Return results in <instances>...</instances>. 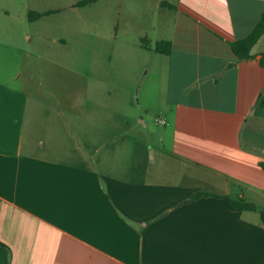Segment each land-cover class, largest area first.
<instances>
[{"label": "crops", "instance_id": "crops-1", "mask_svg": "<svg viewBox=\"0 0 264 264\" xmlns=\"http://www.w3.org/2000/svg\"><path fill=\"white\" fill-rule=\"evenodd\" d=\"M158 2V41L171 50L154 52L150 89L165 115L160 158L177 164L167 171L152 170L149 153L119 175L89 166L86 154L38 153L34 107L17 84L29 52L1 44L16 61L0 66V264H264V35L249 61L231 50L264 0ZM144 43L113 55L144 59ZM74 114L85 135H99ZM222 196L256 210L232 211Z\"/></svg>", "mask_w": 264, "mask_h": 264}, {"label": "rangeland", "instance_id": "rangeland-1", "mask_svg": "<svg viewBox=\"0 0 264 264\" xmlns=\"http://www.w3.org/2000/svg\"><path fill=\"white\" fill-rule=\"evenodd\" d=\"M82 1L0 0V46L15 44L29 52L27 59L20 58L27 65L17 84L34 107L27 121L34 127L38 153L73 160L86 154V164L112 175L147 153L155 159L152 170L177 168L160 158L168 148L160 141L164 126L157 120L165 115L155 107L150 89L154 45L161 35L159 0H92L79 6ZM30 11L52 13L29 21ZM144 40L150 48L142 51L144 59L126 53L119 62L113 55L137 49ZM11 52L0 50V66L16 61ZM59 110L66 112L71 129ZM76 111L85 122L98 124L99 135L76 127L81 120Z\"/></svg>", "mask_w": 264, "mask_h": 264}, {"label": "trees", "instance_id": "trees-1", "mask_svg": "<svg viewBox=\"0 0 264 264\" xmlns=\"http://www.w3.org/2000/svg\"><path fill=\"white\" fill-rule=\"evenodd\" d=\"M92 0H86L79 2V6H84L90 3ZM52 11H47L44 13L38 12H28V20L29 21H36L45 15L51 14ZM264 35V13L261 15V18L252 32L245 37L244 39L235 41L231 44V50L238 61H249L253 59V56L250 54L252 47L257 43L259 38ZM144 46V45H143ZM171 50V44L168 41H157L154 45V52L162 55H168ZM259 63L264 66V54L261 55L259 59ZM261 168L264 170V162L260 163ZM141 167L137 166L136 169L140 170ZM200 196H209V193L203 192L200 194H196L194 198ZM227 203V206L232 211H255V207L246 202L242 198L231 199L228 196L221 197ZM260 219L262 224L264 225V212H260Z\"/></svg>", "mask_w": 264, "mask_h": 264}, {"label": "built area", "instance_id": "built-area-1", "mask_svg": "<svg viewBox=\"0 0 264 264\" xmlns=\"http://www.w3.org/2000/svg\"><path fill=\"white\" fill-rule=\"evenodd\" d=\"M157 123H159V124H164V121L163 120H161V119H159V120H157Z\"/></svg>", "mask_w": 264, "mask_h": 264}]
</instances>
